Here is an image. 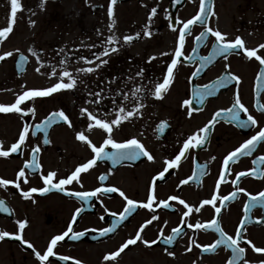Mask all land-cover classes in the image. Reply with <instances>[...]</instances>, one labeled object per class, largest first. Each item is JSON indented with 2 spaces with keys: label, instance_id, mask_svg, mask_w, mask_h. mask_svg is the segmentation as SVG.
Masks as SVG:
<instances>
[{
  "label": "flooded vegetation",
  "instance_id": "af4514ba",
  "mask_svg": "<svg viewBox=\"0 0 264 264\" xmlns=\"http://www.w3.org/2000/svg\"><path fill=\"white\" fill-rule=\"evenodd\" d=\"M83 3L52 91L0 12V264H264V0Z\"/></svg>",
  "mask_w": 264,
  "mask_h": 264
},
{
  "label": "rangeland",
  "instance_id": "374dc122",
  "mask_svg": "<svg viewBox=\"0 0 264 264\" xmlns=\"http://www.w3.org/2000/svg\"><path fill=\"white\" fill-rule=\"evenodd\" d=\"M83 2L85 0H0L3 15L9 9L15 13L13 34L2 43L1 54L12 58L21 53L30 59L25 75L17 78L10 73L5 77L8 85L47 91L70 85L74 68L64 60L74 56L76 46L84 48L87 45L79 38L96 22L95 17L84 11ZM100 18L108 25L107 14ZM0 26H6L5 22ZM6 66L8 63L2 69Z\"/></svg>",
  "mask_w": 264,
  "mask_h": 264
},
{
  "label": "water",
  "instance_id": "95a60500",
  "mask_svg": "<svg viewBox=\"0 0 264 264\" xmlns=\"http://www.w3.org/2000/svg\"><path fill=\"white\" fill-rule=\"evenodd\" d=\"M5 37V33H3V34H1L0 35V38L2 39V38H4ZM19 59L21 60V64H19L18 65V68H20V70H19V75L24 71V68H25V64H26V59H25V57L24 56H19Z\"/></svg>",
  "mask_w": 264,
  "mask_h": 264
}]
</instances>
